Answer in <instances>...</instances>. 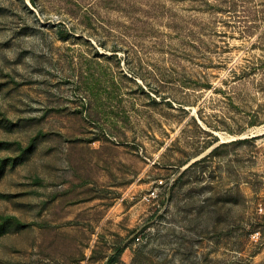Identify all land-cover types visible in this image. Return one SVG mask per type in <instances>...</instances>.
Listing matches in <instances>:
<instances>
[{
    "label": "rangeland",
    "instance_id": "obj_1",
    "mask_svg": "<svg viewBox=\"0 0 264 264\" xmlns=\"http://www.w3.org/2000/svg\"><path fill=\"white\" fill-rule=\"evenodd\" d=\"M118 248L264 264V0H0V264Z\"/></svg>",
    "mask_w": 264,
    "mask_h": 264
},
{
    "label": "trees",
    "instance_id": "obj_2",
    "mask_svg": "<svg viewBox=\"0 0 264 264\" xmlns=\"http://www.w3.org/2000/svg\"><path fill=\"white\" fill-rule=\"evenodd\" d=\"M120 253H121V249L118 248L116 252L108 258L106 264H115L117 262V258L120 255Z\"/></svg>",
    "mask_w": 264,
    "mask_h": 264
},
{
    "label": "built area",
    "instance_id": "obj_3",
    "mask_svg": "<svg viewBox=\"0 0 264 264\" xmlns=\"http://www.w3.org/2000/svg\"><path fill=\"white\" fill-rule=\"evenodd\" d=\"M155 196H156L155 190H152V191H150L149 193H147V194L143 197V199H144V200H149V198H153V197H155Z\"/></svg>",
    "mask_w": 264,
    "mask_h": 264
}]
</instances>
